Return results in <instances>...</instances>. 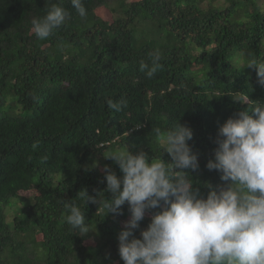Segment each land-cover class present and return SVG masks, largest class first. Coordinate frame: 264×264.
Returning a JSON list of instances; mask_svg holds the SVG:
<instances>
[{"label": "trees", "instance_id": "16d2710c", "mask_svg": "<svg viewBox=\"0 0 264 264\" xmlns=\"http://www.w3.org/2000/svg\"><path fill=\"white\" fill-rule=\"evenodd\" d=\"M53 4L70 17L39 40L31 21ZM83 4L86 18L70 0H0V264H123L117 236L128 205L118 217L98 209L100 194L111 199L102 169L121 175L107 156L125 147L158 157L154 129L186 125L199 164L188 171L206 196L203 184L223 183L205 167L219 126L264 101L245 67L264 62V0ZM156 50L162 68L148 78L141 65ZM121 100L122 111L108 107ZM82 189L98 201L85 206L83 234L71 232L62 203L84 209Z\"/></svg>", "mask_w": 264, "mask_h": 264}, {"label": "clouds", "instance_id": "9594fccd", "mask_svg": "<svg viewBox=\"0 0 264 264\" xmlns=\"http://www.w3.org/2000/svg\"><path fill=\"white\" fill-rule=\"evenodd\" d=\"M70 3L81 18L87 17L83 0ZM69 17L67 10L53 4L42 18L32 19L31 30L39 40H45ZM161 59L156 50L151 53V65H141L148 78L162 68ZM245 67L254 68L264 86V62L252 60ZM245 99L248 101L247 95ZM126 106V100L108 102L115 112ZM154 132L161 145L158 157L150 159L143 151L132 154L124 147L106 158L118 166L121 175L108 166L102 169L111 199L100 194L98 209L104 216L118 217L127 204L130 213L117 236L123 264H264V101L255 102L219 126L214 159L205 167L219 173L223 183L215 188L203 184L206 196L188 171L199 168L198 154L188 143L193 139L192 129L177 123ZM163 153L170 162L161 159ZM78 196L84 209L62 202L64 219L71 232L79 229L83 234L89 231L85 206L98 201L87 189ZM146 215L150 222L141 229ZM137 230L139 238L134 235Z\"/></svg>", "mask_w": 264, "mask_h": 264}, {"label": "rangeland", "instance_id": "374dc122", "mask_svg": "<svg viewBox=\"0 0 264 264\" xmlns=\"http://www.w3.org/2000/svg\"><path fill=\"white\" fill-rule=\"evenodd\" d=\"M98 14L101 15V11H98ZM197 68V67H196ZM195 69V68H194ZM34 192H27V193H21V195L28 197V196H32ZM124 224V223H123Z\"/></svg>", "mask_w": 264, "mask_h": 264}]
</instances>
